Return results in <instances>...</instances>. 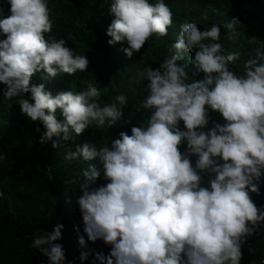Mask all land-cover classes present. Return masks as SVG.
<instances>
[{
  "label": "clouds",
  "instance_id": "clouds-1",
  "mask_svg": "<svg viewBox=\"0 0 264 264\" xmlns=\"http://www.w3.org/2000/svg\"><path fill=\"white\" fill-rule=\"evenodd\" d=\"M8 3L9 16L0 8V84L7 99L30 94L31 102L20 99L19 106L22 115L43 125L41 143L59 148L54 137L67 142L74 140L72 131L79 136L93 125L114 127L123 118L124 95L101 107L96 84L55 96L44 83L32 84L39 71L47 78L75 75L87 71L89 61L65 40L46 39L53 23L45 0ZM109 11L115 18L108 43L126 41L122 50L129 58L150 38L167 36L173 23L164 0H112ZM236 24L232 19L226 26L232 30ZM220 37L219 25L201 31L194 23L182 24L173 54L157 69L145 67L147 95L140 107L149 119L133 126L131 135L120 132L110 146L85 143L65 156L95 161L82 173L86 182L77 199L88 240L110 246L107 256L95 254L94 264H240L242 244L264 223V210L250 195H260L264 177V49L243 62L238 76L230 65L241 53L225 55ZM185 53L193 54L191 82L187 66L178 63ZM210 111L224 123L208 128ZM204 175L208 186H202ZM100 179L106 183L96 186ZM62 229L57 225L33 240L49 264L65 260L55 243ZM78 242L87 247L83 236ZM89 255L83 251L81 259Z\"/></svg>",
  "mask_w": 264,
  "mask_h": 264
},
{
  "label": "trees",
  "instance_id": "trees-1",
  "mask_svg": "<svg viewBox=\"0 0 264 264\" xmlns=\"http://www.w3.org/2000/svg\"><path fill=\"white\" fill-rule=\"evenodd\" d=\"M45 2L53 23L52 31L45 34L46 39L65 40L75 55L86 56L89 65L87 71H78L75 75L62 73L55 78H47L46 72L39 71L32 77V84L44 83L46 91L55 96L61 91L80 93L86 90L88 83H93L101 89L98 100L101 107L114 103V98L121 94L127 98V104L123 106V118L114 127L101 129L93 125L79 136L72 131L74 140L67 142L62 137H54L60 147L53 148L51 141L41 143L43 125L22 115L19 100L26 98L31 102L30 94L7 99L3 96L5 86L0 84V155L5 157L0 160V264H49L48 258L33 248L32 243L37 235L53 233L57 225H63L61 239L55 241L63 247V264H94L95 254L107 256L110 246L102 240L95 243L88 240L77 199L86 182L82 173L95 161L67 160L65 156L85 143L110 146L120 132L131 135L133 126L139 127L149 119L150 112L140 107L147 95L144 92L148 84L145 67L157 69L173 54L172 45L178 39L182 24L194 23L201 31L209 30L213 24L219 25V43L225 55L241 53L230 70L242 76L243 62L254 58L258 48L264 49V0H164L173 14L168 35L150 38L131 58L122 50L128 47L126 41L114 46L108 43L111 38L106 34L107 29L115 18L109 11L112 0ZM155 2L149 0V3ZM0 8L3 17L11 14L8 0H0ZM232 19L240 24L230 30L226 25ZM4 38L0 35V39ZM192 55L185 53L184 60L178 61L187 66L188 82L194 79L189 63ZM197 78H202V74ZM57 115L59 117V112ZM212 122L223 124L224 120L219 113L210 111L208 128L212 127ZM185 148L183 145L181 151ZM195 159L192 157L193 166ZM209 179L204 175L202 186H206ZM104 183L100 179L96 186ZM250 195L256 206L264 210V177L260 182V195ZM259 229V235L253 234L251 238L254 246L259 247L257 256L248 257L242 246L240 264H255L254 260L264 257V223ZM80 236L84 237L86 248L79 244ZM83 251L91 252L87 260L81 259Z\"/></svg>",
  "mask_w": 264,
  "mask_h": 264
},
{
  "label": "built area",
  "instance_id": "built-area-1",
  "mask_svg": "<svg viewBox=\"0 0 264 264\" xmlns=\"http://www.w3.org/2000/svg\"><path fill=\"white\" fill-rule=\"evenodd\" d=\"M209 181V180H208ZM208 181L206 182V186H208ZM251 226V225H249ZM260 228V227H259ZM255 230L254 234L257 236L260 233V229ZM252 235L249 236L246 239V242L242 244L244 251L246 255L250 258H255L257 256V253L259 252V247L254 246V244L251 241ZM255 261V264H264V257L259 258L257 261Z\"/></svg>",
  "mask_w": 264,
  "mask_h": 264
}]
</instances>
